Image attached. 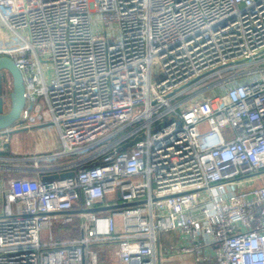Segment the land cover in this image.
I'll return each mask as SVG.
<instances>
[{
  "label": "built area",
  "instance_id": "built-area-1",
  "mask_svg": "<svg viewBox=\"0 0 264 264\" xmlns=\"http://www.w3.org/2000/svg\"><path fill=\"white\" fill-rule=\"evenodd\" d=\"M0 57V264H264V0H0ZM35 130L59 144L4 156Z\"/></svg>",
  "mask_w": 264,
  "mask_h": 264
},
{
  "label": "water",
  "instance_id": "water-1",
  "mask_svg": "<svg viewBox=\"0 0 264 264\" xmlns=\"http://www.w3.org/2000/svg\"><path fill=\"white\" fill-rule=\"evenodd\" d=\"M9 82L10 89L8 92V99L10 107L6 113L3 112V97L5 92L3 91L4 85ZM25 105V87L22 79L21 72L17 69L14 62L8 57H0V131L5 129L14 128L18 124L20 113ZM18 131V130H16ZM137 139H133L129 143L121 147L122 150L127 149ZM96 163L91 164L94 166ZM74 176L73 171L55 174L51 176L43 177L44 181H51L56 179L70 178ZM133 204H118L114 206H107L103 208H94L85 212H106L116 208H123ZM73 213V212H72Z\"/></svg>",
  "mask_w": 264,
  "mask_h": 264
},
{
  "label": "crops",
  "instance_id": "crops-1",
  "mask_svg": "<svg viewBox=\"0 0 264 264\" xmlns=\"http://www.w3.org/2000/svg\"><path fill=\"white\" fill-rule=\"evenodd\" d=\"M37 132V131H36ZM28 135V138L31 134L33 133H26ZM54 138L55 136H51L49 138H43L42 134L37 132V134L35 133V137H30V141L29 140H21L20 138H17L16 136L14 137L13 141L11 144L8 145V152L5 153V157L7 158H11V159H19L20 156L19 155H22V154H29V153H35V152H40V151H45L47 150L52 144H56L55 141H54ZM8 167H11L12 169H18V168H21L23 167L24 165H22L21 163L18 164L17 161H12L10 163H8ZM27 166V165H25ZM15 173V176L17 178H23V176L25 177V174H22L21 171L17 170L14 172ZM26 176H29V177H33V178H42V174H38L36 176L35 173H27L26 172ZM62 228L64 229V227H61V229H57L55 230V237H56V240H57V237L58 236H61L62 235V238L63 239H70V238H74V234H75V237H78L79 236V233L77 231H72L71 229L69 228H65V230H62ZM64 231V232H63ZM168 234H172V233H168ZM166 234V235H168ZM73 236V237H70ZM165 235V234H164ZM171 236H174L176 240L173 241L172 240V244L170 246H167L164 244V242L168 243L170 241L169 238H167L166 240L165 239H162V246H163V250L164 251H170L173 249V246L175 245V243L177 241L180 240V234L178 232H173V234Z\"/></svg>",
  "mask_w": 264,
  "mask_h": 264
},
{
  "label": "rangeland",
  "instance_id": "rangeland-1",
  "mask_svg": "<svg viewBox=\"0 0 264 264\" xmlns=\"http://www.w3.org/2000/svg\"><path fill=\"white\" fill-rule=\"evenodd\" d=\"M45 77H46V78L48 77V73L45 74ZM154 78L157 79L158 77L155 76ZM205 95L209 97V96H210V92H207ZM26 133H27L26 131H20V132L14 134V135H15L17 138H20L21 140H22V139H23V140L25 139V140H29V141H30V140H31L30 137H35V133L37 134V132H36V130H35V131L32 132L33 134H31V135L29 136V138H28V135H27ZM54 141H55L56 144H59V139H58L57 136H55ZM115 224H116V231H119V230L121 229V219H116V220H115ZM172 234H173V233H172ZM172 234H171V235H172ZM171 235H170V234H168V235H166V234H165V235L159 234V240H160V253H161V256L167 254V252L163 250L162 239H165V240H166L167 238L170 239V241H169L168 243L164 242V244L167 245V246H170V245L172 244V240H171V239H173V241L176 240L175 237H174V236H171ZM73 236H75V234H74ZM73 236L70 235V237H73Z\"/></svg>",
  "mask_w": 264,
  "mask_h": 264
},
{
  "label": "flooded vegetation",
  "instance_id": "flooded-vegetation-1",
  "mask_svg": "<svg viewBox=\"0 0 264 264\" xmlns=\"http://www.w3.org/2000/svg\"><path fill=\"white\" fill-rule=\"evenodd\" d=\"M10 89V84L9 82H7L4 87H3V91L5 92V95L3 97V112L6 113L10 107V103H9V99H8V92ZM7 96V97H6ZM6 97V98H5Z\"/></svg>",
  "mask_w": 264,
  "mask_h": 264
},
{
  "label": "trees",
  "instance_id": "trees-1",
  "mask_svg": "<svg viewBox=\"0 0 264 264\" xmlns=\"http://www.w3.org/2000/svg\"><path fill=\"white\" fill-rule=\"evenodd\" d=\"M57 229H61V227H58ZM57 229H56V230H57ZM62 230H65V228H64V229L62 228ZM63 232H64V231H63ZM74 237H75V236H74ZM61 239H63V238H62V235L57 237V240H61Z\"/></svg>",
  "mask_w": 264,
  "mask_h": 264
}]
</instances>
